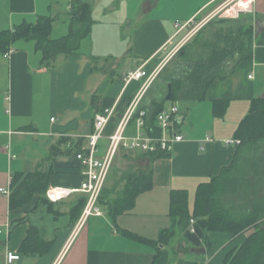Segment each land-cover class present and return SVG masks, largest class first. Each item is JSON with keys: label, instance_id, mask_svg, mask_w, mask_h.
Wrapping results in <instances>:
<instances>
[{"label": "crops", "instance_id": "0c3cea01", "mask_svg": "<svg viewBox=\"0 0 264 264\" xmlns=\"http://www.w3.org/2000/svg\"><path fill=\"white\" fill-rule=\"evenodd\" d=\"M70 1L0 0V30L50 17L51 36L68 35L73 20ZM84 1L90 4L91 30L73 40L75 51L47 63L35 40L21 39L9 53H0V264H225L230 247L226 233L209 232L196 246L183 237L179 226L169 243L157 240L171 227L172 192H187L192 213L199 186L231 166L241 151V141L227 144V140H240L237 130L253 100L264 97V0H255L251 11L253 56L241 61L225 80H215L204 100L188 108L180 104L182 121L177 128L184 140L154 161L140 151L121 150L119 162L152 170V187L116 219L100 205L102 215L82 221L83 210L72 208L81 204L84 193L52 200L47 191L79 188L83 171L52 173L50 153L54 150L60 160L68 159L62 153L67 146L57 145L62 137L82 140L88 147L96 115L111 109L114 115L104 133H114L142 85L138 80L126 83V76L143 65L150 71L167 62L182 41L178 24L217 8L223 0ZM82 24L75 21L77 28ZM163 85L158 78L143 95L140 109L165 93ZM138 118L137 111L126 129L130 137L140 131L149 134ZM108 142L106 137L99 140V155L105 154ZM42 162L51 173L39 179V189L20 203L37 179L20 184ZM251 165L263 172L264 157L259 165ZM15 176L20 178L13 187ZM14 189L19 195L12 198ZM32 227L38 229L37 248L24 250ZM8 252L19 259L9 263Z\"/></svg>", "mask_w": 264, "mask_h": 264}, {"label": "trees", "instance_id": "16d2710c", "mask_svg": "<svg viewBox=\"0 0 264 264\" xmlns=\"http://www.w3.org/2000/svg\"><path fill=\"white\" fill-rule=\"evenodd\" d=\"M70 8L73 20L68 35L53 38L52 19L41 17L35 23L27 22L16 25L13 29L0 30V53H9L21 39L35 40L43 61L47 63H51L61 53L75 51L76 45H73V40L82 39L91 30L90 4L84 0H71ZM216 20L228 22L229 26L218 27L215 31L216 39L210 40L206 44V49L200 50L198 56L180 52L179 59L169 67L164 66L161 71L159 79L166 84L165 93L150 106L141 108L146 111L144 119L149 134H161L157 115L167 106L165 96L168 83L173 84L174 99L171 103L183 104L188 108L206 98L207 91L215 80H225L241 61L253 56L252 14L243 12L238 19ZM75 21H82V26L77 28ZM237 138L241 141L238 148L247 153L245 159L241 158L240 151L231 166L199 186L192 213L189 210L187 192L185 190L172 192L171 227L161 232L158 242L169 243L176 236L179 226L182 227L183 237L196 246L202 245L209 232L226 233L230 237V247L225 256V264H264V204H258L264 201V196H257L254 192L253 181L257 179L258 174L255 175L257 169L253 168V172L251 170L253 153L264 149V97L253 100L250 113L237 130ZM57 145L67 146L62 153L67 154L68 159L60 160L53 150L48 157L51 172L81 173L83 165L77 154L84 148L82 140L73 141L70 137H62ZM142 153L151 161L169 154L168 151L162 150ZM45 164L46 162L40 163L33 175L23 179L20 186L33 177L37 180L30 194L24 195L19 200L20 203L39 189V179H47L50 170H45ZM134 166L128 165L127 170L121 172L112 186L106 184L100 196L99 204L106 207L113 219L130 211L135 206L137 197L152 187V170L144 168L134 170ZM19 178L20 176L13 178V187H16ZM18 195L19 190L14 189L12 198ZM80 202L81 204H75L72 210H84L86 196L81 198ZM14 203L12 205H16ZM37 234L36 227L30 228L23 242L24 250L37 248Z\"/></svg>", "mask_w": 264, "mask_h": 264}, {"label": "built area", "instance_id": "2783aa9c", "mask_svg": "<svg viewBox=\"0 0 264 264\" xmlns=\"http://www.w3.org/2000/svg\"><path fill=\"white\" fill-rule=\"evenodd\" d=\"M255 0H223L222 3L213 12L214 15L220 11L225 12L226 17H239L243 12H251ZM193 20V19H192ZM192 20L178 24L180 29L188 25ZM166 61L161 62L152 70H147L145 65L131 71L125 78L126 83L133 80L142 82L140 90L137 92L132 101L129 110L119 121L116 130L110 135H105L104 130L108 122L114 115V110H108L104 113L97 114L94 121V131L88 136V147L83 148L77 154L83 165V181L79 188L53 187L47 191V195L52 200H59L73 192H82L87 198L86 205L82 214V221L91 215H102L103 210L99 204L100 196L105 187L111 169L114 166L115 159L119 156L122 149H132L140 152H157L173 150L177 142L184 140V135L178 130L177 124L182 121V110L180 104L174 103L170 107L166 106L157 115V124L161 129L160 135L144 134L138 132L133 137L126 134V129L134 114L139 112L138 122L144 128L146 125L144 116L145 110L140 109V102L146 91L159 78ZM249 77H252L250 75ZM108 138L109 142L104 155H99V140ZM240 140H227V144H237ZM1 191L8 194V190L1 188ZM194 219L191 220V230L193 231ZM2 228L0 226V233ZM19 255L8 252L7 261L12 263L19 259Z\"/></svg>", "mask_w": 264, "mask_h": 264}, {"label": "rangeland", "instance_id": "374dc122", "mask_svg": "<svg viewBox=\"0 0 264 264\" xmlns=\"http://www.w3.org/2000/svg\"><path fill=\"white\" fill-rule=\"evenodd\" d=\"M216 9L217 8H215L211 11L209 10L208 12L202 14L201 16L194 18L188 25L186 24V26L184 28L180 29V31H181L180 36L182 37L181 38L182 41H181V43H179L177 48L172 52L173 55L165 63V67H167V66L169 67L175 61H177L179 59L180 52H185L187 54L190 53V54H193L196 56L200 50H203L206 47V44L210 40L216 39L217 36L215 35V31L218 27L229 26L228 22H220V21H217L216 19H220V18L234 19L235 18V17L234 18L233 17H226L225 12H223V11H220L219 13L214 15L213 12ZM244 13L250 14V15L252 14V12H244ZM238 18L239 17H236L235 19H238ZM160 80L164 83L163 87L165 89V85H166L165 82L162 79H160ZM171 102L172 101L167 102L168 107H170V105L172 104ZM242 153L243 154L241 155V158H245V156L247 154L246 151L242 152ZM263 155H264V149H261L260 152L253 153V162H255V165H256V163L258 165L260 163H262V159L264 157ZM118 160H119V158L117 157L115 159L114 166L112 167L111 172H110V175H111V173H113V174H112L110 180L107 179L108 180V182H107L108 186H112L114 184V182L116 181V179H118L121 172H124L127 170L128 165L126 166L123 162H119ZM138 162L142 163V161H138ZM133 164L135 165V162ZM134 170H136V166H134ZM251 170L253 172V169H251ZM255 175H257V179L255 181H253L254 192L256 193L257 196H264V171L263 172L258 171L255 173ZM241 194H243V193H241ZM244 204H246V203L244 202Z\"/></svg>", "mask_w": 264, "mask_h": 264}, {"label": "water", "instance_id": "95a60500", "mask_svg": "<svg viewBox=\"0 0 264 264\" xmlns=\"http://www.w3.org/2000/svg\"><path fill=\"white\" fill-rule=\"evenodd\" d=\"M167 89H168V91H167V94L165 96V99L167 101H172L174 99V94H173V84L171 82L168 83Z\"/></svg>", "mask_w": 264, "mask_h": 264}]
</instances>
